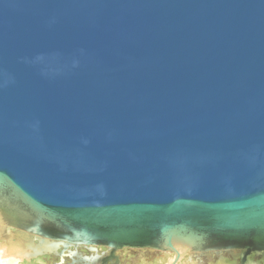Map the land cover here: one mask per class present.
Segmentation results:
<instances>
[{
  "label": "water",
  "instance_id": "95a60500",
  "mask_svg": "<svg viewBox=\"0 0 264 264\" xmlns=\"http://www.w3.org/2000/svg\"><path fill=\"white\" fill-rule=\"evenodd\" d=\"M0 213L264 264V0H0Z\"/></svg>",
  "mask_w": 264,
  "mask_h": 264
},
{
  "label": "flooded vegetation",
  "instance_id": "af4514ba",
  "mask_svg": "<svg viewBox=\"0 0 264 264\" xmlns=\"http://www.w3.org/2000/svg\"><path fill=\"white\" fill-rule=\"evenodd\" d=\"M3 220L5 222L4 224L9 223L8 220ZM6 226V229L5 227H2L1 230H7L11 227L9 225ZM15 230L29 229L14 228V231ZM38 230H46L44 232L49 234L48 241H51L49 244H52V246L46 247V249L50 250V253L42 252L40 255L32 257V259L35 261L43 258V260L48 259L50 261V264H122L124 253H128L129 251L142 252L140 250L129 248L114 250L113 248L103 245L88 244L82 242L76 243L77 241H70L69 239H67L68 237H70V235L62 233L60 231H56L57 229L54 228H40ZM57 243L60 244V246H57ZM24 247H26L25 244ZM229 252L230 253L218 252L217 255L213 254L212 261L217 264L219 263V258L227 257L225 261L228 264H262V256L258 255L252 250H230ZM31 255L32 252L30 256ZM28 262H25V264H27ZM35 264L41 263L35 262Z\"/></svg>",
  "mask_w": 264,
  "mask_h": 264
},
{
  "label": "rangeland",
  "instance_id": "374dc122",
  "mask_svg": "<svg viewBox=\"0 0 264 264\" xmlns=\"http://www.w3.org/2000/svg\"><path fill=\"white\" fill-rule=\"evenodd\" d=\"M3 227H5L6 229L7 226L4 224ZM5 229L3 230V232L6 233ZM9 231L10 230H8L7 233H9ZM2 238L4 237L0 236V264H25V262H18L16 261V259L15 260L13 258L11 259L12 255L15 256V254L16 255L19 254L20 251L14 248L13 246L10 247L11 245L8 247ZM171 257L173 256L170 252L129 251L128 253L127 252L124 253L122 258V264H169ZM28 259L33 260L32 257ZM4 260H6V262ZM35 262L41 264L42 263L50 264V261L48 259H45L43 261L39 259ZM32 263L34 264V262ZM206 263H207L206 260L205 262L204 260L203 261L199 260L195 255L194 256L192 255V257H190V254L188 256L184 254L178 264H206Z\"/></svg>",
  "mask_w": 264,
  "mask_h": 264
},
{
  "label": "bare ground",
  "instance_id": "6f19581e",
  "mask_svg": "<svg viewBox=\"0 0 264 264\" xmlns=\"http://www.w3.org/2000/svg\"><path fill=\"white\" fill-rule=\"evenodd\" d=\"M1 214V213H0ZM3 223H5L4 222V220L0 217V236H2V237H4V238H2L3 240H4V242H5V244H7V246L9 247L10 245V247H14V248H16V249H18L20 252H19V254H15V256H13L12 255V257H11V259L13 258L14 260L16 259V261H18V262H28V261H30L28 258H30L29 256H30V254H31V252H32V250L33 249H35L36 247H38V242L37 241H35V235H33V237L30 239H28V241H29V243H30V245H29V247H31V249L32 250H30V248H28L27 246L26 247H24V244H25V242H23L24 241V238L22 237V235H24V236H26V232H24V231H19V230H15L14 231V227L11 225V227L10 228H8L7 230H6V233L5 232H3V230H1V227H3ZM7 224H9V223H7ZM10 225V224H9ZM8 230H10L9 231V233H7L8 232ZM8 236H7V235ZM48 243H50L51 241H48V240H46ZM3 242V241H2ZM57 246H60V244H56ZM45 249H46V247H45ZM22 250V251H21ZM47 250V249H46ZM22 252H24V253H22ZM171 253V252H170ZM177 253H179L180 255V257H179V260H178V262L176 263V264H178L179 263V261H180V259H182V256L185 254L186 256H188L189 254H190V257H192V255L194 256V254H192V253H190L189 251H186V250H184L183 248H181V247H177ZM172 254V253H171ZM172 256L173 257H171V259H170V262H169V264H172L173 263V259H174V254H172ZM197 256V258L199 259V260H206V262H207V264H215V262H213L212 261V256H207V258H205V257H203V256H200V255H196ZM80 257V256H79ZM203 258V259H202ZM227 258V257H226ZM40 260H42L43 261V258H41ZM5 262H6V260H4ZM35 260H31L30 262H28L27 264H33L32 262H34ZM34 264H35V262H34ZM217 264H228L226 261H222V260H220L219 261V263H217Z\"/></svg>",
  "mask_w": 264,
  "mask_h": 264
}]
</instances>
